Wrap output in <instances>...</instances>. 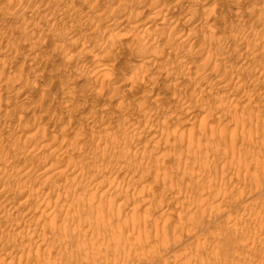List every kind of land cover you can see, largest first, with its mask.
<instances>
[{
  "label": "rangeland",
  "instance_id": "obj_1",
  "mask_svg": "<svg viewBox=\"0 0 264 264\" xmlns=\"http://www.w3.org/2000/svg\"><path fill=\"white\" fill-rule=\"evenodd\" d=\"M128 1L0 0V118L5 115L4 120L0 119V131L7 129L0 132L3 137L0 142V209L6 211L0 210V213L10 216L7 215L5 222L6 216L0 214V250L4 251H0V260H4L1 263L264 264V0ZM194 5L197 6L195 11ZM205 7L207 12H204ZM223 7L229 8V12L223 14ZM222 16L228 22L234 18L232 27ZM119 18L124 21L119 22ZM111 41L115 46L113 54L99 57L102 61L96 65L92 56L108 52ZM142 42L148 46L144 47ZM137 49L140 52L146 49L145 58ZM245 53L248 55L244 56ZM13 55L16 56L12 59ZM151 59L155 63L147 64L150 67L147 70L145 60ZM143 62L148 72L141 67ZM242 62L245 65L242 66ZM131 63L137 65L133 67ZM139 66L143 75L147 74L145 78L143 75L135 77L140 74H134ZM126 73L139 81L143 78L145 83L141 81L144 85L132 89L134 93L123 99L122 107L117 94L122 93L123 86L118 90L112 82L118 76H127ZM234 78L237 83L242 81L241 85L238 83L239 89ZM226 82L227 87L235 89L236 95L220 90V84ZM148 84L157 92L161 90L160 94L162 89L165 92L160 95L154 91L148 95L145 93ZM17 89L21 90V95L16 96ZM239 94L244 99L236 97ZM182 95L187 96L185 105L178 104L174 108L175 99ZM75 103L79 104V111ZM136 105L145 111L151 109L153 114L139 112L141 116L133 117L138 125L134 129L125 121H119V117L125 107L134 110ZM180 106L186 107L180 111ZM202 107L215 109L201 113ZM156 108L157 114L152 112ZM191 108L201 113L198 119L190 117ZM6 109L10 114L6 115ZM185 109L187 113L183 112ZM169 112L176 115L166 119ZM182 116L191 120L186 121ZM178 120H185L187 124H178ZM109 121L113 123L106 126ZM13 128H16L14 132ZM205 131L209 132L207 136ZM216 132L221 133L222 139ZM90 158L95 161L92 167ZM81 167L87 170L82 171ZM74 169L81 174L79 171L78 176L70 173ZM96 182L99 187L103 185L101 189L97 190ZM54 186L57 192L52 189ZM51 192L52 197H48ZM100 193L113 194H109L111 197L101 194V197ZM26 196L29 201L24 200ZM77 196L81 200L76 202ZM90 199L94 201L88 207ZM48 200L49 206L46 205ZM24 202L25 205H21ZM79 202L83 205H78ZM61 204L65 210L60 208ZM74 204L85 209L83 217ZM221 204L224 206L220 207ZM66 205L73 210L65 208ZM202 205L204 211L196 215ZM27 207L31 210L27 211ZM51 209L57 210L55 213L59 215ZM46 210L51 215L48 225L37 223L40 212L41 216L46 215ZM30 219L33 222L29 223V228ZM22 222L26 226L21 229ZM62 222L67 225L65 228ZM53 225L68 232L60 229L59 234L57 226L56 229ZM158 228H162V234ZM21 230L23 235L18 234ZM40 230L43 232L39 233ZM8 234L13 238L18 235L17 240ZM6 237L13 241L7 242ZM27 240H34L35 244H28ZM21 251L27 259L22 260ZM12 259L14 261L8 263Z\"/></svg>",
  "mask_w": 264,
  "mask_h": 264
},
{
  "label": "bare ground",
  "instance_id": "obj_2",
  "mask_svg": "<svg viewBox=\"0 0 264 264\" xmlns=\"http://www.w3.org/2000/svg\"><path fill=\"white\" fill-rule=\"evenodd\" d=\"M127 1H128V0H127ZM262 1H263V0H262ZM128 2H129V1H128ZM126 3H127V2H126ZM121 4H122V3H121ZM261 4H262V3H261ZM196 7H197V6L194 5L192 9L195 11V9H197ZM204 9H205L204 12H207V11H206L207 8L205 7ZM204 9H203V10H204ZM118 10H120V9H118ZM118 10H116V11H118ZM190 10H191V9H190ZM191 11H192V10H191ZM260 11H262V10H260ZM260 11H259V12H260ZM121 12H122V11H121ZM189 12H190V11H189ZM189 12H188L187 14H189ZM227 12H229V8H225V7H223V8H222V13H223V14H226ZM117 13H120V12H117ZM202 13H203V12H202ZM129 14H130V13H129ZM187 14H186V15H187ZM191 14H192V12L190 13V15H191ZM193 14H194V13H193ZM233 14H234V13H233ZM235 14H236V12H235ZM259 14H260V13H259ZM97 15H98V14H97ZM127 15H128V14H127ZM127 15H126V16H127ZM128 16H129V15H128ZM207 16H208V15H207ZM227 16H228V15H227ZM262 16H263V15H262ZM187 17H188V15H187ZM219 17H220V19H221V16H219ZM219 17H217V18H219ZM223 17H225V16H222V20H223ZM234 17H235V16H234ZM240 17H242V16L240 15ZM260 17H261V15H260ZM126 18H127V17H126ZM188 18H191V17H188ZM238 18H239V17H238ZM238 18H237V19H238ZM124 19H125V17H124ZM233 19H234V18H232L231 20H233ZM259 19H260V18H259ZM216 20H217V19H215V21H216ZM225 20H226V18L223 20L226 24H227V23H230V24H231V23L233 22V21H231V20H230V22H228L229 20H226V21H225ZM123 21H124V20L120 21V18H119V22H123ZM217 21H219V20H217ZM217 21H216V22H217ZM223 21H220V22L222 23ZM196 23H197V22H196ZM211 23H213V22H211ZM225 23H224V24H225ZM208 24H209V23H208ZM232 24H233V23H232ZM232 24H231V27H232ZM210 25H211V24H209V26H210ZM217 25H218V24H217ZM207 26H208V25H207ZM207 26H206V28H210V27H207ZM214 26H215V25H214ZM214 26H213V27H214ZM213 27H212V30H213ZM210 29H211V28H210ZM210 29H209V30H210ZM210 31H211V30H210ZM239 31H240V30H239ZM242 31H245V30H242ZM235 32H236V31H235ZM240 32H241V31H240ZM237 33H238V32H237ZM241 34H242V33H241ZM234 35H235V34H234ZM83 36H84V34H83ZM160 36L162 37L163 34H162V35L160 34ZM86 37H87V36L85 35V38H86ZM112 37H113V36H112ZM161 37H158V38H161ZM109 38H110V37H109ZM169 40H170V39H169ZM211 40H212V39H211ZM108 41L110 42V40H108ZM137 41L139 42V39H137ZM109 42H108V43H109ZM112 42H113V41H111V43H112ZM138 42H137V45H139ZM144 42H147V41H144ZM181 42H182V41H181ZM203 42H204V41H203ZM213 42H214V40H213ZM106 43H107V42H106ZM111 43H109V47H110V48L108 49V52H106V53H104V54H101L102 56H100V55H98V54H97L98 57H97V56H95V57L92 56V57L94 58V59H93V62H94L96 65H97V64H100V62L102 61L101 58H103V57H107V56H110V55L113 54L114 49H115V46H114V44H113L114 42H113L112 44H111ZM133 43H134V42H133ZM133 43H132V44H133ZM142 43H143V42H142ZM142 43H141V44H142ZM141 44H140V45H141ZM145 44L148 46L147 43H145ZM145 44L143 43L144 47H145ZM93 45H94V44H93ZM106 45L108 46V44H106ZM151 45H152V44H151ZM129 46H130V45H129ZM218 46H219V45H218ZM136 47H137V46H136ZM142 47H143V46H142ZM142 47H141V49H142ZM173 47H174V46H173ZM263 47H264V46H263ZM129 48H130V47H129ZM137 48H139V47H137ZM202 48H203V47H202ZM141 49H140V50H141ZM146 49H147V48H146ZM146 49H145V52H146ZM148 49H149V47H148ZM170 49L172 50V47H171ZM200 49H201V48H200ZM248 49H249V48H248ZM255 49H256V48H255ZM128 50H129V49H128ZM149 50H150V49H149ZM263 50H264V49H263ZM137 51L140 52L139 49H137ZM147 51H148V50H147ZM153 51H154V50H153ZM244 51H245V50H244ZM244 51H243V53H244ZM138 52H136V53H138ZM145 52L142 50V52H140V53H143V54H139V55H143L144 58H145V55H144ZM245 52H246V51H245ZM247 52H248V51H247ZM252 52H253V51H252ZM115 53H116V52H115ZM148 53H149V51H148ZM150 53H151V52H150ZM150 53H149V54H150ZM208 53H209V52H208ZM239 53L241 54V52H239ZM243 53H242V54H243ZM248 53L250 54L251 52L249 51ZM255 53H256V52H255ZM240 54H239V55H240ZM246 54H247V53H245L244 56H246ZM95 55H96V54H95ZM147 55H148V54H146V56H147ZM152 55H153V54H152ZM155 55H156V54H155ZM206 55H207V54H206ZM239 55H238V57L240 58ZM247 55H248V54H247ZM15 56H16V55H13L12 59L15 58ZM135 56H137V55H135ZM236 56H237V55H236ZM242 56H243V55H242ZM242 56H241V59H243ZM9 57H10V56H9ZM24 57H25V56H24ZM99 57H101V58H99ZM148 57H149V55L147 56V58H148ZM155 57H156V56H155ZM248 57H249V56H248ZM248 57H247L246 59H250V58H248ZM250 57H252V56H250ZM98 58H99V59H98ZM144 58H142V59H144ZM147 58H146V59H147ZM244 58H245V57H244ZM10 59H11V58H10ZM96 59H97V60H96ZM139 59H140V58H139ZM139 59H138V60H139ZM142 59H140V60H142ZM206 59H207V58H206ZM241 59H240V61H241ZM95 60H96V61H95ZM106 60H107V59H106ZM151 60H152V59H151ZM151 60H145L146 65H147V64H148L149 66L153 65L152 62H154V60H152V61H151ZM253 60H254V59H253ZM242 61H243V60H242ZM247 61H249V60H247ZM247 61H246V63H247ZM254 61H255V60H254ZM154 63H155V62H154ZM207 63H208V61H207ZM242 63H243V62H242ZM258 63H259V62H258ZM101 64H102V63H101ZM131 64H132V63H131ZM143 64H144V62L142 63V66H141V64H140V66H141V67H144L143 70L146 71V70H145V66H143ZM161 64H162V63H161ZM215 64H216L215 66L218 65L217 62H216ZM240 64H241V63H240ZM96 65H95V66H96ZM103 65H104V64H103ZM132 65H133V67H134V66H136L137 64H136V65L132 64ZM148 65L146 66V69H147V68H148V69L150 68V67H148ZM243 65H245V64L243 63L242 66H243ZM99 66H101V65H99ZM140 66H139V67H140ZM212 66H214V65H212ZM215 66H214V67H215ZM139 67H138V68H139ZM141 67H140L139 70H138L137 67H135V68H137V69H135L136 71H134V74L136 75L135 72H140V74H137V75L135 76V77H137V78H139V77H138L139 75H143V73L141 72V71H143ZM218 67H219V66H218ZM122 68H123V67H122ZM124 68H125V67H124ZM127 68H128V67H127ZM129 68H130V67H129ZM151 68H152V67H151ZM215 68H216V67H215ZM148 69H147V70H148ZM130 70H131V68H130V69H127L128 72H130ZM137 70H138V71H137ZM140 70H141V71H140ZM210 70H211V69H210ZM214 70H215V69H213V72H217L216 70H215V71H214ZM227 71H228V70H227ZM128 72H127V73H128ZM146 72H148V71H146ZM224 72H225V71H224ZM224 72H223V75H224ZM263 72H264V71H263ZM127 73H126L127 76H125V74H123V76H118V77H116L115 79H113V82H112V84H113L112 86H114V87H115L116 89H118V90H119V88H120L121 86H123V87H122V88H123L122 93H121V91H120V93L117 94V95H118V98H119V96H120L119 100H120V99L122 100V102H121V100H120L122 107H123V104H124V103H123V102H124L123 99H125V98L131 96V94L134 93V92H133L134 90H132V89H134V88H136V87L138 88L139 84H143V83H145V82H143V78H141L142 80L140 79L143 83H140L141 81H139V79H137V78L135 79L133 76H132V77H133L134 79H133V78H130V77H128V74H129V73H128V74H127ZM141 73H142V74H141ZM165 73H166V72H165ZM167 73H168V72H167ZM261 73H262V72H261ZM153 74H154V73H153ZM170 74H171V73H170ZM214 74H215V73H214ZM144 75H145V76H144ZM144 75H143V77L145 78L147 74L144 73ZM171 75H172V74H171ZM171 75H170V76H171ZM221 75H222V74H221ZM260 75H261V74H260ZM129 76H130V75H129ZM165 76H166V75H165ZM168 76H169V75H168ZM262 76H263V75H262ZM141 77H142V76H141ZM196 78H197V77H196ZM146 79H147V78H146ZM186 79H187V78H186ZM198 79H199V78H198ZM234 79H235V82L237 83L236 78H234ZM238 79H239V77H238ZM238 79H237V80H238ZM254 79H255V78H254ZM153 80H154V79H153ZM191 80H192V79H191ZM242 80H243V79H242ZM144 81H145V80H144ZM154 81H155V80H154ZM196 81H197V80H196ZM196 81H195V82H196ZM222 81H223V80H222ZM231 81H232V80H231ZM240 81H241V80H240ZM243 81H246V79L244 78ZM255 81H256V80H255ZM186 82H187V81H186ZM241 82H242V81H241ZM241 82H240V83H241ZM251 82H253V81L251 80ZM199 83H200V82H199ZM218 83H221V81L218 82ZM228 83H229V82H228ZM233 83H234V81H233ZM238 83H239V82H238ZM238 83H237V86H236L237 88H238ZM240 83H239V84H240ZM243 83H245V82H243ZM188 84H189V83H188ZM196 84H197V83H196ZM208 84H209V83H208ZM234 84H235V83H234ZM245 84H246V83H245ZM245 84H244V85H245ZM136 85H137V86H136ZM143 85H144V84H143ZM153 85H154V84H153ZM192 85H193V84H192ZM220 85H222V87H221ZM220 85H218V86H220L222 89H220L219 87H218V89L223 90V91L226 90L227 92H229V94H230V92H231V94L236 95V94H234V92H233L235 89H233V88H231V87H229V86H228L229 88L227 87V85H228L227 82H226V84L224 83V84H220ZM232 85H233V84H232ZM232 85H231V86H232ZM240 85H241V84H240ZM110 86H111V83H110ZM233 86H234V85H233ZM185 87H186V86H185ZM240 87H241V86H240ZM240 87H239V88H240ZM186 88H187V87H186ZM234 88H235V86H234ZM237 88H236V89H237ZM239 88H238V89H239ZM18 89H19V88H18ZM18 89H17L18 92H17V91L15 92L16 96L19 95V94L21 95V93H20L21 90H18ZM164 89L167 90L168 87H167V88H164ZM203 89H204V88H203ZM203 89H202V90H203ZM110 90H111V89H110ZM112 90H113V89H112ZM118 90H117V92H118ZM125 90H126L127 92H126ZM131 90H132V91H131ZM209 90H210V89H209ZM241 90H243V88H242ZM124 91H125V93H123ZM136 91H137V90H136ZM154 91L157 92V89L155 90L154 87L149 86V84H148V88H147V91H145V93H147V94L149 95L151 92H154ZM163 91H164V90L162 89V94H163ZM237 91H238V90H237ZM158 92H159V94H160V93H161V90L158 91ZM158 92H157V93H158ZM164 92H165V91H164ZM167 92H168V91H167ZM200 92H204V91H200ZM224 92H225V91H224ZM241 92H242V91H241ZM241 92H239V93H241ZM244 92H245V91H244ZM17 93H19V94H17ZM195 93H196V92H195ZM206 93L208 94L207 91H206ZM211 93H212V92L210 91V94H211ZM236 93H237V92H236ZM109 94H110V93H109ZM147 94H146V95H147ZM159 94H158V96L161 98L160 95H162V94H160V95H159ZM164 94H165V93H164ZM207 94H205V95L207 96ZM155 95L157 96V94H155ZM188 95H189V94H188ZM197 95H198V94H197ZM201 95L204 96L202 93H201ZM201 95L199 94L200 98L202 97ZM242 95H243V92H242ZM244 95H245V94H244ZM244 95H243V96H244ZM111 96H112V95H111ZM156 96H154V97H156ZM173 96H174V95H173ZM206 96H205V97H206ZM208 96H209V95H208ZM211 96H212V95H211ZM211 96H210V97H211ZM108 97H110V96H108ZM154 97H152V98H154ZM159 97H158V98H159ZM184 97H185V95H184V96L182 95V97H179V99H178V97H177L178 100L175 99L176 104L173 103V104H175L174 108H175V107L177 108L176 105H178V104H179V105H185V102H186V100H187V98H186L187 96L185 97L186 100H185ZM212 97H213V96H212ZM212 97H211V98H212ZM215 97H216V96H215ZM236 97H241V98L244 99L245 96L242 97V96L239 94V96H236ZM158 98H156V100H158ZM160 98H159V99H160ZM166 98H168V97H166ZM170 98H172V97L169 96V99H170ZM198 98H199V97H198ZM241 98H240V99H241ZM207 99H208V97H207ZM209 99H210V98H209ZM209 99H208V100H209ZM214 99H215V98H214ZM214 99H213V100H214ZM234 99H235V98H234ZM237 99H238V98H237ZM240 99H239V100H240ZM153 100H154V99H153ZM171 100H172V99H171ZM171 100H170V101H171ZM173 100H174V99H173ZM211 100H212V99H211ZM166 101H168V100H166ZM215 101H216V99H215ZM217 101H218V98H217ZM120 102H119V103H120ZM128 102H129V101H128ZM155 102H156V101H155ZM168 102H169V101H168ZM208 102H210V101H208ZM218 102H219V101H218ZM239 102H240V101H239ZM211 103H212V102H211ZM211 103H210V104H211ZM214 103H215V102H214ZM216 103H217V102H216ZM75 104H76L75 106H77L78 103H75ZM117 104H118V103H117ZM128 104L131 105L130 103H128ZM188 104H190V103H188ZM188 104L186 103V106H187ZM217 104H218V103H217ZM217 104H216V105H217ZM235 104H236V103H235ZM237 104H238V103H237ZM246 104H247V103H246ZM78 105H79V104H78ZM134 105H135V104H134ZM195 105H196V107H197V106H198V103H197V104L195 103L194 106H195ZM211 105L213 106V103H212ZM216 105H214V106H216ZM221 105H223V104H221ZM244 105H245V104H244ZM75 106H74V107H75ZM119 106H120V104H119ZM139 106H140V105H138V106L136 105L137 108L134 109V108H135V107H134V108H133L134 110H132V108H131L130 106H127V107H130L131 109H130V108H126V107L124 106V107H125V112L122 113V111H121V116H120V117H119V115H118L119 113L117 114L118 117H119V121H120V120L125 121L126 123L129 124L128 127H130V128L133 127V128L135 129L138 125H137V122H134V120H135V119L133 118L134 116H135V118H138L139 116H141V114H139V112H143V115H144V114H149V113H150V114H153V113H151V109H150V108H152L151 106H150V107L148 106L149 109H150V111H149V110H146V111H145V110H144V109H145L144 107H143L144 109H140ZM152 106H153V105H152ZM165 106H166V105H165ZM186 106H183V107L180 106L181 108H178V109L181 111V109H183V108L186 107ZM188 106H189V105H188ZM190 106L193 107L192 105H190ZM190 106H189V107H190ZM199 106L201 107V105H199ZM70 107H71V106H70ZM72 107H73V106H72ZM74 107H73V108H74ZM78 107H79V106H77V108H78ZM81 107H82V106H81ZM116 107H118V105H117ZM120 107H121V106H120ZM132 107H133V105H132ZM145 107L147 108V106H145ZM156 107H157V106H156ZM178 107H179V106H178ZM208 107H209V106H208ZM221 107H222V106H221ZM153 108H154V107H153ZM153 108H152V109H153ZM168 108H170V107H168ZM193 108H195V107H193ZM210 108H211V106H210ZM212 108H213V107H212ZM147 109H148V108H147ZM156 109H157V108H156ZM159 109H160V108H159ZM161 109H163V106H162ZM186 109H187V108H186ZM186 109H185V111H183L184 113L187 111ZM214 109H215V107H214L213 109H208V110H210V113H211L212 110H214ZM216 109H217V107H216ZM218 109H219V108H218ZM222 109H223V108H222ZM222 109H220V110L222 111ZM227 109H228V108H227ZM77 110L79 111V108H78ZM88 110H89V109H88ZM173 110H174V109H173ZM175 110H176V109H175ZM179 110H178V113H179ZM188 110H189V109H188ZM196 110H197V109H195V111H196ZM199 110H200V112L202 111L201 113H203V110H205V112H206V111L209 112V111L206 110L204 107H202V109L200 108ZM199 110H198V112H194V111H192V108H191V109H190V117H191V118H194V117L197 118V117L201 114V113H199ZM74 111H75V110H74ZM147 111H149V113H146ZM156 111L158 112L159 110H158V109H157V110L154 109V111L152 110V112H154V113H155ZM167 111H168V110H167ZM169 111H170V110H169ZM191 111H192V112H191ZM225 111H226V110H225ZM5 112L7 113V109H6ZM80 112H81V111H80ZM157 112H156V114H157ZM172 112H173V111H172ZM172 112H171V113L169 112V115H167V113H168V112H167V113H166V115H167L166 117H167V118H166L165 116H164V117H165L166 119H168L169 116L172 115V118H173V115H176V114H175V113L172 114ZM175 112H176V111H175ZM205 112H204V114H205L204 116H206V115L208 116V114L205 113ZM222 112H223V111H222ZM229 112H230V111H229ZM6 113H5V114H6ZM181 113H182V112H181ZM186 113H187V112H186ZM210 113H209V114H210ZM223 113H224V112H223ZM8 114H10V113H7L6 115H8ZM137 114H139L138 117H136ZM156 114H154V115L156 116ZM0 115H1V114H0ZM143 115H142V116H143ZM181 115H182V114H181ZM187 115H188V114H187ZM230 115H231V114H230ZM177 116H178V115H177ZM207 116H206V117H207ZM232 116H234V115H232ZM254 116H255V115H254ZM6 117H7V116H6ZM147 117H149V118L152 117V119H153V116L150 117V116L148 115ZM180 117H181V116L179 115V120H180ZM182 117H183V116H182ZM184 117H185V116H184ZM184 117H183V118H184ZM186 117H187V116H186ZM188 117H189V116H188ZM202 117H203V116H202ZM246 117H247V116H246ZM3 118H5V115L3 116ZM3 118H2V119H3ZM115 118H116V115H115ZM157 118H158V115H157ZM220 118H221V117H220ZM232 118H233V117H232ZM235 118L237 119V115H236ZM235 118H233V120H235V121L237 122V120L239 119V117H238L237 120H236ZM253 118H254V117H253ZM0 119H1V118H0ZM2 119H1V120H2ZM94 119H95V118H94ZM139 119H140V118H139ZM139 119H138V120H139ZM152 119H149L150 122L152 121ZM176 119H177V117L175 118V120H176ZM184 119H185V118H184ZM186 119H187V118H186ZM186 119H185V120H186ZM197 119H198V118H197ZM197 119H196V120H197ZM230 119H231V118H230ZM240 119H241V117H240ZM244 119H245V118H244ZM3 120H4V119H3ZM87 120H88V119H87ZM116 120H117V121H116ZM116 120H114V122L117 123V122H118V119H116ZM142 120H143V119H142ZM144 120H145V118H144ZM179 120H178V121H179ZM185 120H183V122H184L185 124H187L186 121L191 120V119H187L186 121H185ZM203 120H205V118H204ZM203 120H202V121H203ZM233 120H231V121H233ZM246 120H247V119H246ZM246 120H245V122H246ZM248 120H249V119H248ZM252 120H253V119H252ZM91 121H92V120H91ZM107 121H108V120H107ZM135 121H137V119H136ZM192 121H193V120H192ZM192 121H191V122H192ZM94 122H95V121H94ZM175 122H177V121H175ZM181 122H182V121H181ZM181 122L179 121V123H178V122H177V123L180 124ZM183 122L181 123V125L183 124ZM203 122H204V121H203ZM236 122H235V123H236ZM238 122H240V121L238 120ZM241 122H242V121H241ZM107 123H109V124H107ZM107 123H106V126H107V125L110 126V124L113 123V122H110V121H109V122H107ZM138 123H139V122H138ZM177 123H176V124H177ZM188 123H189V122H188ZM196 123H197V122H196ZM243 123H244V122H243ZM248 123L251 124L250 122H248ZM4 124H6V123H4ZM114 124H115V123H114ZM114 124H113V125H114ZM147 124H148V123H147ZM185 124H183V125L185 126ZM189 124H190V123H189ZM194 124H195V123H194ZM236 124H237V123H236ZM113 125H111V126H113ZM115 125H116V124H115ZM142 125H143V124H142ZM144 125H146V123H145ZM148 125H149V124H148ZM148 125H147V127H148ZM150 125H152V124H150ZM190 125H191V124H190ZM109 126H108V127H109ZM250 126H251V125H250ZM252 126H253V125H252ZM2 127H4V126L2 125ZM5 127H6V126H5ZM12 127H13V126H12ZM144 127H145V126H144ZM152 127H153V126H152ZM152 127H150V129H153ZM235 127H236V126H235ZM237 127H238V125H237ZM262 127H263V126H262ZM8 128H9V126H8ZM111 128H112V127H111ZM117 128H118V126H117ZM126 128H127V127H126ZM2 129H3V128H2ZM14 129H16V128H13V132L15 131ZM108 129H109V128H108ZM120 129H122V128H120ZM154 129H155V127H154ZM157 129H158V127H157ZM157 129H156V130H157ZM240 129H241V128H240ZM0 130H1V129H0ZM8 130H10V128H9ZM127 130H128V129H127ZM3 131H7V129H6V130H2V131H0V132L3 133ZM37 131H38V130H37ZM114 131L116 132L115 128H114ZM122 131H123V130H122ZM150 131H151V130H150ZM150 131H149V129H148V132H150ZM232 131H233V130H232ZM232 131H231V132H232ZM234 131H235V130H234ZM10 132H12V131H10ZM10 132H9V133H10ZM13 132H12V134H13ZM126 132H128V131H126ZM154 132L156 133V131H154ZM182 132H183V131H182ZM191 132H193V131L191 130ZM191 132H190V133H191ZM203 132H204V131H203ZM214 132H215V131H214ZM119 133H120V132H119ZM119 133H117V134H119ZM155 133H154V135H155ZM158 133H159V130H158ZM200 133H202V132H200ZM216 133L218 134V132H216ZM232 133H233V132H232ZM249 133H250V132H249ZM4 134H7V135L10 136V134H8V133H4ZM110 134H111V133H109V135H110ZM127 134H129V133H127ZM127 134H126V135H127ZM149 134H150V133H149ZM156 134H157V133H156ZM202 134H204V133H202ZM207 134H209V132L206 133V131H205V135H206V136H207ZM224 134H225V133H224ZM224 134H222V135H224ZM74 135H75V134H74ZM74 135H73V136H74ZM105 135H106V134H105ZM115 135H116V134H115ZM135 135H136V134H135ZM137 135H138V134H137ZM150 135H151V134H150ZM154 135H152V136H154ZM218 135L221 137V133H219ZM0 136H2V135H0ZM9 136H7V137H9ZM106 136H107V135H106ZM106 136H105V137H106ZM160 136H161V135H160ZM197 136H198V135H197ZM202 136H203V135H202ZM214 136H215V135H214ZM108 137H109V136H108ZM108 137H107V138H108ZM123 137H124V136H123ZM210 137H212V136H210ZM2 138H3V137H2ZM2 138L0 137V142H1V140L3 141ZM77 138H78V137H77ZM110 138H111V137H110ZM118 138H119V136H118ZM124 138H125V137H124ZM127 138H129V137H127ZM200 138H201V136H200ZM205 138H206V137H205ZM33 139H34V138H33ZM189 139H190V138H189ZM201 139H203V138H201ZM208 139H209V136H208ZM216 139H217V138H216ZM221 139H222V137H221ZM221 139H220V140H221ZM242 139H243V138H242ZM35 140H36V139H35ZM73 140H74V137H73ZM103 140H104V139H103ZM123 140H124V139H123ZM126 140H127V139H126ZM126 140H125V141H126ZM128 140H129V139H128ZM191 140H192V139H191ZM191 140H189V141H191ZM194 140H195V139H194ZM33 141H34V140H33ZM36 141L40 142L39 140H36ZM69 141H70V140H69ZM109 141H112V140H109ZM116 141H117V140H116ZM166 141H167V143L169 142L168 140H166ZM180 141H181V140H180ZM212 141H213V140H212ZM38 142H37V143H38ZM184 142H185V141H184ZM191 142H192V141H191ZM71 143H72V142H71ZM107 143H108V142H107ZM172 143L175 144V143H176V140H175V142L173 141ZM177 143H179V140H178ZM195 143H196V142H195ZM198 143H199V141H198ZM0 144H1V143H0ZM87 144H88V143H87ZM115 145H116V144H115ZM181 145H183V144L181 143V144H180V147H182ZM189 145H190V143H189ZM192 145H193V144H191V146H192ZM197 145H198V144H197ZM73 146H74V145H73ZM171 146H172V145H171ZM175 146H177V145H175ZM175 146H174V147H175ZM191 146H190V147H191ZM218 146H219V145H218ZM220 146H221V145H220ZM4 147H5V146H4ZM4 147H3V148H4ZM185 147H186V146H185ZM216 147H217V146H216ZM221 147H222V146H221ZM1 148H2V147H1ZM113 148H114V147H113ZM120 148H121V147H120ZM191 148H194V147H191ZM217 148H218V147H217ZM219 148H220V147H219ZM110 149H111V148H110ZM110 149H109V150H110ZM126 149H127V148H126ZM116 150H117V149H116ZM124 150H125V149H124ZM121 151H122V149H121ZM0 152H1V151H0ZM116 152H117V151H116ZM1 153H2V152H1ZM1 153H0V154H1ZM119 153H120V152H119ZM138 153H139V152H138ZM6 154H7V153H6ZM120 154H121V153H120ZM120 154H119V156H121ZM126 154H127V152H126ZM122 155H123V154H122ZM138 155H139V154H138ZM162 155H163V154H162ZM8 156H9V155H8ZM134 156H137V154L134 155ZM123 158H125V157H123ZM126 158H128V157H126ZM126 158H125V159H126ZM161 158H162V157H161ZM4 159H5V158H4ZM90 159H91V158H90ZM104 159H106V158H104ZM117 159H120V157H119V158L117 157ZM129 159H130V158H129ZM131 159H132V158H131ZM136 159H137V157H136ZM136 159L134 158V160H136ZM145 159H146V158H145ZM0 160H1V159H0ZM2 160H3V159H2ZM132 160H133V159H132ZM91 161H92V159H91ZM93 161H94V159H93ZM93 161H92V162H89V166H91V165L93 166ZM117 161H118V160H117ZM123 161H125V160L123 159ZM127 161H128V163L130 162L129 160H127ZM87 162H88V160H87ZM94 162H95V161H94ZM123 164H124V163H123ZM123 164H122V165H123ZM139 164H140V163H139ZM5 165H6V164H5ZM86 165H87V164H86ZM86 165H85V167H86ZM172 165H173V164H172ZM82 166H83V165H82ZM92 166H91V167H92ZM136 166H137V165H136ZM85 167H83V168H85ZM121 167H122V166H121ZM140 167H141V166H140ZM1 168H2V167H1ZM1 168H0V169H1ZM48 168H49V167H48ZM81 168H82V167H81ZM81 168H80V170H81ZM83 168H82V169H83ZM168 168H169V167H168ZM120 169H121V168H120ZM130 169H131V168H130ZM47 170H48V169H47ZM80 170L75 171V169H74V170H72L70 173H73L75 176H78ZM86 170H87V169H86ZM86 170L83 169L82 171H86ZM4 171H5V170H4ZM4 171H3V174H5ZM78 171H79V172H78ZM0 173H1V172H0ZM129 173H131V172H129ZM1 174H2V173H1ZM25 174H26V172H25ZM80 174H81V172H80ZM135 174H136V173H135ZM27 175H28V174H27ZM57 175H58V174H57ZM53 177H55V176H53ZM18 178H19V177H18ZM102 178H103V177H102ZM232 178H233V177H232ZM4 180H5V179H4ZM65 180H66V179H65ZM154 180H155V179H154ZM66 181H68V179H67ZM150 183H151V182H150ZM95 184H97V182H96ZM100 184H101V183H100ZM104 184H105V181H104ZM22 185H24V184H22ZM63 185H64V184H63ZM197 185H198V184H197ZM6 186H8V185H6ZM56 186H58V185H56ZM102 186H103V185H102ZM102 186H100V187H102ZM198 186H200V185H198ZM201 186H202V185H201ZM62 187L65 188V186H62ZM96 187H97V190H98L99 183L97 184ZM100 187H99V189H101ZM107 187H108V186H107ZM8 188H9V187H8ZM53 188H55V186L52 187V189H53ZM64 188H63V189H64ZM199 188H200V187H199ZM56 189H58V188L56 187ZM108 189H109V188H107V190L105 191L106 193H107ZM12 190H13V189H12ZM15 190H16V188H15ZM15 190H14V191H15ZM53 190H55V189H53ZM59 190H60V189H59ZM61 190H62V189H61ZM17 191L19 192V190H17ZM17 191H16V193H17ZM48 191H49V190H48ZM1 192H2V191H1ZM55 192H57V191L55 190ZM55 192H54V193H55ZM96 192H97V191H96ZM120 192H122V190H121ZM106 193H100L99 195L101 196V194H105V195H102V196H106V197H107L109 194H113V193H109V194L106 195ZM122 193H123V192H122ZM13 194H14V193H13ZM46 194H49V193H46ZM46 194H45V196H46ZM96 194H97V193H96ZM5 195H6V194H5ZM18 195H19V193H18ZM50 195H51V196H48V195H47V196H48V197H52V195H53L52 192H51ZM54 195H56V194H54ZM28 196H29V195H28ZM28 196H26V198L24 199L25 201H26L30 196H32V195H30L29 197H28ZM33 196H34V195H33ZM38 196H39V195H38ZM67 196H68V195H67ZM102 196H101V197H102ZM112 196H113V195H112ZM3 197H4V196H3ZM13 197H14V196H13ZM77 197H78V196H77ZM77 197L74 198V199L76 200V202H77L78 199L81 200V199H80L81 197H78V198H77ZM82 197H83V196H82ZM109 197H111V196L109 195ZM233 197H235V196H233ZM30 198H31V197H30ZM32 198H33V197H32ZM32 198H31V199H32ZM68 198H69V197H68ZM76 198H77V199H76ZM9 199H10V198H9ZM39 199H40V197H39ZM45 199H46V198H45ZM48 199H49V198H48ZM50 199H51V198H50ZM50 199H49V200H50ZM72 199H73V197H72ZM103 199H104V198H103ZM232 199H234V198H232ZM49 200H48V203H49ZM66 200H67V199H66ZM90 200H91V201H89V204L87 203V204L89 205L88 207H91V206H90V202L93 203V201H94L93 199H90ZM92 200H93V201H92ZM20 201L22 202V200H20ZM27 201H29V200H27ZM35 201H37V200H35ZM144 201H145V200H144ZM146 201H147V200H146ZM233 201H234V200H233ZM11 202H12V201H11ZM32 202H33V201H32ZM51 202H52V201H51ZM58 202H59V201H58ZM72 202H74V201L72 200ZM72 202H71L72 205H71L70 203H69V204L73 207V203H72ZM82 202H84V201H82ZM235 202H236V201H235ZM7 203H10V202H7ZM25 203H26V202H24L23 204H21V203H20V204H21V205H25ZM29 203H30V202H29ZM48 203H46V205H48V206L51 205L50 203H49V204H48ZM59 203H60V202H59ZM79 203H80V202H79ZM121 203H122V202H121ZM142 203H143V202H142ZM219 203H220V202H219ZM20 204H19V205H20ZM31 204H32V203H31ZM34 204H35V203H34ZM42 204L44 205V203H41V205H42ZM69 204H68V205H69ZM122 204H123V203H122ZM158 204H159V203H158ZM6 205H7V204H6ZM27 205L30 207L29 204H27ZM32 205H33V204H32ZM32 205H31V206H32ZM43 205H42V206H43ZM53 205L57 206L56 203H53ZM78 205H83V204L80 203V204H78ZM85 205H86V204L84 203V206H85ZM123 205H124V204H123ZM152 205H153V204H152ZM38 206L40 207V205H38ZM38 206H37L36 209H37V210H40V209H38V208H39ZM44 206H45V205H44ZM58 206H60V205H58ZM71 206H70V207H71ZM74 206L79 207L78 210L80 209V206H77V205H75V204H74ZM84 206H81V207H84ZM202 206H203V205H202ZM202 206H201V207H202ZM217 206H218V210H219L220 207H223L224 205L222 206V204H221L220 207H219V205H217ZM7 207H8V205H7ZM10 207H12V206H10ZM10 207H9V208H10ZM19 207H20V206H19ZM22 207H23V206H22ZM25 207H26V206H25ZM25 207H23V208H25ZM50 207H51V206H50ZM64 207L66 208V207H69V206L66 205V206H64ZM70 207H69V209H70ZM72 207H71V210H73ZM149 207H151V205H150ZM206 207L209 208V206H206ZM210 207H211V206H210ZM9 208H8V209H9ZM52 208H53V206H52ZM55 208H56V207H55ZM60 208H63V205H62V204H61ZM74 208H75V207H74ZM208 208H205V210H207ZM211 208H212V207H211ZM214 208H215V207H213V209H214ZM36 209L33 208L34 211H35ZM44 209H45V208L41 209V211L44 210ZM47 209H48V207H47ZM63 209H64V208H63ZM63 209H62V210H63ZM83 209H84V208L80 209L82 214L79 215V216H82V215H83V212L85 211V209H84V210H83ZM203 209H204V206H203V208H200V207H199V209H198L197 211L195 210V211H196V215H197L198 213H199L198 215H201L200 212H203V211H204ZM0 210H1V209H0ZM3 210H4V208H3ZM9 210H10V209H9ZM13 210H15V209H13ZM13 210H12V211H13ZM30 210H31V208L29 209V208L27 207V211H30ZM48 210H50V209H48ZM48 210H46V213H47ZM51 210H52V209H51ZM54 210H55V209L52 210L53 213L57 212V210H55V211H54ZM64 210H65V209H64ZM82 210H83V211H82ZM215 210H216V209H215ZM215 210H214V211H215ZM1 211H2V210H1ZM4 211H5V210H4ZM4 211H2V212H4ZM7 211H8V210H7ZM21 211H22V210H21ZM66 211H67V210H66ZM220 211H222V209H220ZM2 212H1L0 214H3ZM5 212H6V211H5ZM15 212H16V211H15ZM36 212H37V211H36ZM52 212H51V213H52ZM67 212H68V211H67ZM76 212H77V211H76ZM78 212H79V211H78ZM217 212H218V211H217ZM217 212H216V214H218ZM26 213L28 214V212H26ZM26 213H25V214H26ZM29 213H30V212H29ZM32 213H33V212H32ZM63 213H64V212H63ZM205 213H206V211H205ZM205 213H204V214H205ZM5 214H6V213H4L3 215H4V217L6 216V218H5L6 221L4 220V217H2V219H3L5 222H7V220H8L7 218L10 217V216H9L8 214H6V215H5ZM38 214H39V212H38ZM48 214H50V213H47V214H46L47 216H46L44 213H42V216H41V212H40V214H39L40 217L38 218V220H36V222H37V223H38V222H40V223L42 222L43 225H46V224H47V221H49V217L51 216V215H48ZM55 214H57V213H55ZM7 215H8V217H7ZM30 215H31V214H30ZM33 215H37V213H36V214L34 213ZM33 215H32V216H33ZM57 215H59V214H57ZM57 215H54V216H55L54 219H56V220L58 219V218H56ZM258 215H259L258 218H261V217H260V214H258ZM23 216H24V215H23ZM26 216H27V215H26ZM37 216H38V215H37ZM54 216H53V217H54ZM0 217H1V216H0ZM58 217H60V216H58ZM82 217H83V216H82ZM255 217H256V216H255ZM35 218L37 219V217H35ZM35 218H34V219H35ZM76 218H77V217H75V219H74L75 221H76ZM80 218H81V217H80ZM258 218H257V219H258ZM9 219H11V218H9ZM25 219H29V217H28V218H25ZM254 219H255V221H256V218H254ZM50 220H51V219H50ZM18 221H19V220H18ZM31 221L33 222V220L30 219V221H28V224L31 223ZM79 221H80V219H79ZM257 221H258V220H257ZM5 222H4V223H5ZM23 222H24V221H23ZM23 222H22V223H23ZM36 222H35V224H37ZM44 222H46V224H45ZM49 222H50V221H49ZM49 222H48V223H49ZM24 223H27L26 220H25ZM24 223L21 225V229H22V227L25 225ZM56 223H57V221H56ZM62 223H63V222H62ZM76 223H77V222H76ZM76 223H75V225H76ZM0 224H1V222H0ZM14 224H15V223H14ZM28 224H27V226H28ZM31 224H32V223H31ZM42 224H41V225H42ZM54 224H55V223H54ZM63 224H64V223H63ZM63 224H62V225L59 224V225H61V227H63ZM16 225H18V224H16ZM41 225H40V228L43 227V225H42V227H41ZM47 225H48V224H47ZM59 225H58V226H57V225H55V226L53 225V226H54L55 228H56V226H57V228H58ZM77 225H78V224H77ZM77 225L75 226V228L78 227ZM14 226H15V225H14ZM25 226H26V225H25ZM66 226H67V225L64 224V228H65ZM33 227H34V226H33ZM35 227H36V226H35ZM35 227H34V228H35ZM54 227H53V228H54ZM29 228H30V224H29ZM31 228H32V227H31ZM40 228H39V229H40ZM51 228H52V227H51ZM51 228H48V230H49V229L51 230ZM53 228H52V231H53V230L55 231V229H53ZM57 228H56V229H57ZM64 228H63V229H64ZM72 228H73V227H72ZM75 228H74V229H75ZM163 228H165V226H163ZM10 229H11V227H10ZM26 229H28V228L26 227ZM45 229H46V228H45ZM45 229H44V230H45ZM60 229H61V228H60ZM60 229L58 228L59 234H60ZM63 229H61V230H63ZM158 229H159V228H158ZM158 229H157L156 231H158ZM165 229H166V228H165ZM165 229H163V230H165ZM7 230H8V229H7ZM13 230H14V229H13ZM19 230H20V229H19ZM24 230H25V229H24ZM32 230H34V229H32ZM41 230H42V229H41ZM41 230H40L39 233H42V232H43V231H41ZM64 230H65L66 232H68L67 229H64ZM159 230L161 231L162 228L159 229ZM8 231H9V230H8ZM21 231H22V230H21ZM26 231H27V230H26ZM26 231H25V232H26ZM35 231L38 232V231L36 230V228H35ZM70 231H71V230H70ZM160 231H159V232H160ZM0 232H1V231H0ZM4 232H5V231H4ZM18 232H20V231H18ZM23 232H24V231H22V233L20 232V233H18V234H20V235L22 234V235H23ZM31 232L34 233V231H31ZM62 232H63V231H62ZM74 232H75V231H74ZM159 232H158V233H159ZM5 233H7V231H6ZM16 233H17V232H16ZM76 233H77V232H76ZM156 233H157V232H156ZM162 233H163V232L161 231L159 234H162ZM13 234H14V233H13ZM74 234H75V233H74ZM6 235H7V234H5V236H6ZM34 235H37V234L35 233V234L32 235L33 237H36V236H34ZM62 235H63V233H62ZM3 236H4V235H3ZM9 236L11 237V239L13 238L11 235L8 234V237H9ZM14 236H15V235H14ZM17 237H18V235H17ZM17 237L15 236V238H13V240H14V239L17 240V239H16ZM20 237H22V236H20ZM73 237H75V235H74ZM24 238H25V236L22 237V239H24ZM6 239L8 240L7 242H9V241H13V240H11V239H9V238H7V237H6ZM22 239H21V240H22ZM31 239H32V237H31ZM35 239H36V238H35ZM22 241H23V240H22ZM30 241H31V240H30ZM30 241H29V242H30ZM33 241H34V240H33ZM33 241H31L32 243H29L28 240H27L28 244H31V245H32V244H35V243H33ZM36 241H37V240H36ZM43 241H44V240H43ZM43 241H42V243H43ZM0 242H1V241H0ZM19 242H20V241H19ZM24 242H26V241H24ZM34 242H35V241H34ZM44 242H45V241H44ZM63 242H64V241H63ZM198 242H199V241H198ZM9 243H10V242H9ZM12 243H13V242H12ZM12 243H11V244H12ZM14 243H15V242H14ZM176 243H177V242H176ZM184 243H185V242H184ZM11 244H10V245H11ZM15 244H16V243H15ZM25 244H26V243H25ZM198 244L200 245V243H198ZM7 245H8V243L6 244V246H7ZM13 245H14V244H13ZM39 245H42V244H39ZM185 245H186V244H185ZM187 245H188V244H187ZM25 246H26V245H25ZM27 246H28V245H27ZM44 246H45V245H44ZM240 246H241V245H240ZM0 247H2V246H0ZM28 247H29V246H28ZM32 247H33V246H32ZM38 247H39V246H38ZM40 247H41V246H40ZM45 247H46V246H45ZM45 247H44V249H45ZM238 247H239V246H238ZM243 247H244V249L246 250V248H245L244 245H243ZM246 247H247V246H246ZM25 248H26V247H25ZM48 248H50V247H48ZM240 248H242V246H241ZM13 249H14V248H13ZM29 249H30V247H29ZM242 249H243V248H242ZM242 249H241V251H242ZM10 250H11V249H10ZM45 250L47 251V247H46ZM50 250H52V249H50ZM247 250H248V249H247ZM247 250H246V251H247ZM0 251H3V250H0ZM12 251H13V250H12ZM16 251H17V250H16ZM16 251H15V253H16ZM22 251H23V250H22ZM22 251H21V252H22ZM24 251H25V250H24ZM28 252H29V251H28ZM47 252H48V251H47ZM196 252H197V251H196ZM3 253H4V251H3ZM5 253H6V252H5ZM7 253L9 254L10 251H8ZM1 254H2V252L0 253V255H1ZM10 254H11V253H10ZM10 254H9V255H10ZM19 254H20V253H19ZM244 254H245V253H244ZM4 255H5V254H4ZM9 255L6 254V255H5L6 258H7V256L9 257ZM13 255H14V254H13ZM13 255H12V256H13ZM22 255L24 256L23 252H22V254L20 255L21 258H22ZM5 256H3V257H5ZM14 256H15V255H14ZM14 256H13V258H14ZM16 256H17V255H16ZM17 257H18V256H17ZM17 257H16V258H17ZM27 257H28V256H27ZM24 258H25V256L22 258V260H23ZM3 259H4V258H3ZM25 259H27V258H25ZM30 259H31V258H30ZM18 260H19V258H18ZM3 261H4V260H3ZM3 261L0 260V264H4V263H1V262H3ZM13 261H14V259L10 260L8 263L13 262ZM19 261H20V260H19ZM176 261H178V260H176ZM26 262H28V261H26ZM13 263L16 264L17 261H16V262L14 261ZM26 264H27V263H26ZM218 264H219V263H218Z\"/></svg>",
  "mask_w": 264,
  "mask_h": 264
}]
</instances>
